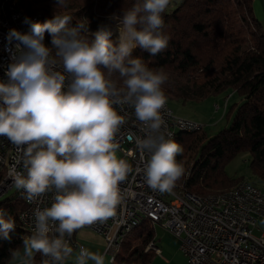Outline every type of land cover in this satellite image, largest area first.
<instances>
[{"label":"clouds","instance_id":"1","mask_svg":"<svg viewBox=\"0 0 264 264\" xmlns=\"http://www.w3.org/2000/svg\"><path fill=\"white\" fill-rule=\"evenodd\" d=\"M170 2L138 0L122 18L116 17L118 45L110 26H102L89 43L76 28L67 27L69 15L57 14L44 23L26 18L28 34L10 30L9 42H19L21 55L9 65V81L0 82V136L22 153L27 171L25 176L13 167L10 175L29 201L56 192L51 207L33 210L34 234L24 237L22 252L12 250V259L35 264V254H40V264H65L74 252V233L116 215L123 200L120 184L132 170L117 157L125 116L116 105L134 107L136 119L151 133L136 139L142 157L145 150L151 154L143 169L147 183L171 191L184 174L176 159L182 146L161 131L167 103L162 85L168 73L131 58L138 47L153 56L169 48L162 14ZM58 5L63 7L65 0ZM46 32L52 48L44 44ZM116 73L123 79L121 88L112 78ZM4 216L0 210V238L10 240L15 222ZM88 261L105 264V255L79 247L76 264Z\"/></svg>","mask_w":264,"mask_h":264},{"label":"trees","instance_id":"2","mask_svg":"<svg viewBox=\"0 0 264 264\" xmlns=\"http://www.w3.org/2000/svg\"><path fill=\"white\" fill-rule=\"evenodd\" d=\"M137 2L65 0L59 7L58 0H21L20 7L26 18L36 19L35 23L47 22L57 14L71 16L67 27L76 28L91 43L106 21L122 18ZM252 2L171 0L162 14L163 31L171 37L169 48L155 56L139 47L132 52L131 58H140L150 69L164 68L168 73L162 85L167 101L201 102L228 89L241 99L224 114L228 117L233 112L229 125L212 137L206 138L203 131L179 132L173 139L183 148L176 159L183 165L184 174L191 165L189 177L184 180L183 174L175 184L182 186L186 195L206 198L230 192L245 179L228 177L224 168L242 153L250 156L251 183L264 190V27L254 15ZM28 27L27 34L31 31ZM51 39L46 32V47L52 48ZM112 78L118 88L123 87L118 73ZM24 208L17 194L0 200L4 218L15 222L11 239L0 238V264H8L12 250H22L24 237L31 236L18 219ZM154 227L147 220L128 231L111 264H150L155 255L145 247L154 242ZM41 260V255L35 254V264Z\"/></svg>","mask_w":264,"mask_h":264},{"label":"built area","instance_id":"3","mask_svg":"<svg viewBox=\"0 0 264 264\" xmlns=\"http://www.w3.org/2000/svg\"><path fill=\"white\" fill-rule=\"evenodd\" d=\"M25 19L20 6L19 16H12L7 0H0V82L9 81L6 75L9 65L15 62L14 56L18 59L21 55L16 49L19 42H9V32L12 29L20 32L26 24ZM229 99L230 97L226 101ZM114 107L119 115L125 116V123L117 134L120 145L117 157L126 160L132 170L120 184L123 200L116 215L84 227L104 239L105 257L108 259L112 253L119 233L128 231L129 225L139 220V216L152 214L159 219L161 228L178 241L179 251L186 259V264H264V194L245 180L238 193L226 200L196 201L192 197H186L184 188L180 185L165 192L153 189L147 183L143 170L151 154L145 150L142 157L136 144V139H144L151 133L141 122L131 124V117L135 116L134 107L128 104ZM161 115L165 121L161 131L166 138H171L175 130H182L184 133L200 132L204 126L193 120L184 121L176 114L161 112ZM5 149H12L13 166L26 176L22 153L6 136H0V169L4 166ZM190 167L188 165L185 168L184 180L189 177ZM14 187L10 177L0 189V195ZM55 195L53 189V195L44 193L24 203L25 208L18 218L26 220V228L23 229L34 234L36 221L33 210L51 207ZM145 251H155L161 257V250L155 242L148 243Z\"/></svg>","mask_w":264,"mask_h":264},{"label":"rangeland","instance_id":"4","mask_svg":"<svg viewBox=\"0 0 264 264\" xmlns=\"http://www.w3.org/2000/svg\"><path fill=\"white\" fill-rule=\"evenodd\" d=\"M258 4L259 0L256 2L255 6H257ZM109 20L106 21L104 25L111 27V29L113 30V36L111 38H113L116 43H118L119 32L117 30L116 21ZM229 97L230 99L226 101ZM240 102L241 99L238 97V95L235 94L231 89H228L220 94L210 96L209 98L201 102H182L179 100H169L167 101V104L172 109L174 114L179 117H182V119L193 120L195 122L201 123L202 125H205L202 131L205 134L206 138H210L215 135L218 131L229 125L233 112L228 117L224 114L228 110V108H230L233 104H240ZM216 105L217 109L215 108ZM249 159L250 156L247 153L237 155L224 168L227 176L234 179L243 177L245 181L251 182L250 171L248 168ZM15 194H19V189H17L16 187H14L7 194H4L3 198H7ZM124 248L121 249V253L124 251ZM152 252L154 253V251ZM161 263L163 264V262H161V260L155 255L150 264Z\"/></svg>","mask_w":264,"mask_h":264},{"label":"crops","instance_id":"5","mask_svg":"<svg viewBox=\"0 0 264 264\" xmlns=\"http://www.w3.org/2000/svg\"><path fill=\"white\" fill-rule=\"evenodd\" d=\"M258 0H253V12L255 17L264 27V0H259V4L255 6ZM155 245L161 250V257L156 256L163 262V264H186L184 256L180 253L178 248V241L165 232L160 225L154 227ZM70 246L73 247V255L65 261V264H76V256L78 255L79 247H85L93 253L103 254L104 239L95 232L82 228L73 234ZM23 251V248L21 252ZM180 254V255H179ZM23 257L11 259L8 264H23ZM185 259V260H184ZM155 263V262H154ZM88 264H94L93 261H88ZM105 264H111L110 257H105ZM162 264V263H161Z\"/></svg>","mask_w":264,"mask_h":264},{"label":"bare ground","instance_id":"6","mask_svg":"<svg viewBox=\"0 0 264 264\" xmlns=\"http://www.w3.org/2000/svg\"><path fill=\"white\" fill-rule=\"evenodd\" d=\"M20 1L21 0H7V5L11 6V15L12 16H19ZM21 14L26 18V15H25V13H24V11L22 9H21ZM31 21L35 22L36 19L33 18ZM28 26H30V25L29 24H25V26L22 27L20 32L22 34H27V29L29 28ZM216 109H217V105H216ZM162 112L166 113V114H174V112L168 106L167 103H166L165 108L162 110ZM184 121H192V120L184 119ZM131 124H140V121H138L135 116H132L131 117ZM203 127H202V130H203ZM179 132L184 133V131H182V130H175L173 132V135H172L171 139H174L176 134L179 133ZM3 165L4 166H2V168L0 169V176L2 177V181L0 183V189L3 188V186L6 185L7 182L9 181L10 177H12L10 175V173H11L12 168L15 167V166H13L12 149L3 150ZM242 185H243V182L239 183L230 192H227L225 194L211 195V196L206 197V198H204V197L203 198L196 197V196H192V195H186L185 192H184V195L186 197H192L196 201L226 200V199L234 197L238 193V191L242 188ZM251 185H252V187L255 190H260L262 192V194H264L263 188L261 189V188L255 186V185H253L252 183H251ZM45 195H53V189L48 191V192H46ZM18 196H19V198H21L24 201V203L27 201V192H26L25 189L21 188V190L19 191ZM2 198H3V195H0V200ZM20 217H21V214H20L19 218ZM147 220L151 221L153 223V225H155V226L156 225H160L161 226V223H160V221H159V219L157 217H155L152 214H144V215L139 216V220H135L129 225V230L128 231H130L131 229L141 225L143 222H145ZM20 222H21V225L23 226V228H26V220H20ZM128 231H124V233H119V239L116 241V244L114 245V249H113L112 253L109 255V257L111 259V262L113 261V259L115 258L116 254L118 252V249L120 247V242H122L121 240L124 238V236L126 235V233ZM29 234H31V233H29ZM31 235H33V234H31ZM154 254L156 255L155 251H154Z\"/></svg>","mask_w":264,"mask_h":264}]
</instances>
